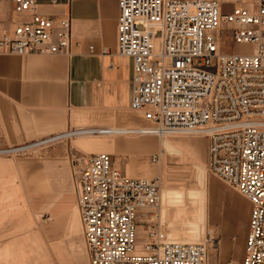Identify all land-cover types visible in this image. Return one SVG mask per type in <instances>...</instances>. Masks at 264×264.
<instances>
[{
  "label": "built area",
  "instance_id": "1",
  "mask_svg": "<svg viewBox=\"0 0 264 264\" xmlns=\"http://www.w3.org/2000/svg\"><path fill=\"white\" fill-rule=\"evenodd\" d=\"M231 1L239 7L228 12L222 0H118L115 54L132 62L130 110L147 126L67 129L0 155L76 133L201 136L209 173L249 203L243 255L224 264H264V0ZM36 5L11 0L10 12L29 18L0 21V54L71 55L79 45L71 19L39 14ZM224 38L247 52H224ZM70 173L89 264H209V249L218 247L209 234L198 243L163 242L152 229L135 249L139 212L159 205L158 180L127 176L108 153L72 155Z\"/></svg>",
  "mask_w": 264,
  "mask_h": 264
},
{
  "label": "crops",
  "instance_id": "2",
  "mask_svg": "<svg viewBox=\"0 0 264 264\" xmlns=\"http://www.w3.org/2000/svg\"><path fill=\"white\" fill-rule=\"evenodd\" d=\"M117 2L58 0L51 4L47 0H37V13L50 18L71 19L73 42L79 45L72 46L69 56L0 54V148L27 145L71 128L123 127L136 124L141 119L140 114L130 110L132 62L127 57L115 54ZM10 10L11 0H0L1 22L29 18V15L14 14ZM89 46L93 47L92 53L88 51ZM102 49L109 54L103 55ZM166 143L161 141L159 144L162 154L178 152L174 145L165 148ZM188 143L197 145L199 142ZM63 149L62 145L51 146L46 151L44 162L43 175L50 180V192L58 194L54 214L67 212L73 202L71 173L62 156ZM179 192L165 190L161 194V202H183V193ZM33 193L35 191L29 192L26 187L19 186L11 199L0 201V248L5 246V241L17 228L27 222L24 234L29 233L25 235L29 240L24 241L22 237H16L20 235L13 233V249H18L22 242L35 245V241H38L52 264H64L61 259H67V262L70 259L68 250L75 234H72L70 227L78 221H45L38 228L37 221H34L38 206ZM187 197L192 198L188 193ZM19 201L33 221H15L12 210L20 205ZM141 215L142 211L137 217L140 221ZM185 228L186 234H190L186 240L200 241L199 221L193 225L192 221L186 220ZM202 228L201 241L205 235V224ZM231 237L236 239L226 230L223 250L219 253L221 264L232 260L229 251ZM180 238L168 234L161 241ZM238 243L241 250L234 260H240L243 255L244 242ZM76 246L79 247V244ZM75 254L73 256L78 259V256H82L81 253ZM0 264L16 262L1 259Z\"/></svg>",
  "mask_w": 264,
  "mask_h": 264
},
{
  "label": "rangeland",
  "instance_id": "3",
  "mask_svg": "<svg viewBox=\"0 0 264 264\" xmlns=\"http://www.w3.org/2000/svg\"><path fill=\"white\" fill-rule=\"evenodd\" d=\"M222 1L225 10L228 12L235 7H239L238 2ZM223 29L225 30V28ZM221 48L228 53L247 52V49L233 45L228 38L223 39ZM128 126L145 127L147 125L139 119L136 124ZM163 140L167 142L165 148L174 145L178 152L172 155L162 154L159 144ZM195 141L199 143L197 145L188 143ZM53 145L64 147L62 156L68 163L69 170L70 160L74 154L89 156L94 153H108L111 155L114 165L127 176L158 180L160 197L165 190H175L180 191L179 194L183 193L184 198L181 203L159 202L157 207L142 211V221L138 219L136 221L138 226L135 249L144 247L147 234L152 229L159 231L161 239H164L168 234L173 238L177 235L181 236L179 240H162L164 242H189L186 240L190 237V234H186L185 221H192L193 225L199 221L200 241L193 240L189 243L203 242L201 241V235L203 224H205L204 232L207 233L206 235L209 234L218 241L217 248L209 249V264H217V261L218 264L222 263L219 253L223 250V237L226 230L230 231L236 238L233 240L231 237L229 240V251L232 254L231 261L236 262L239 260L234 259L241 250L238 242H244L246 235L249 203L231 186L209 173L207 170V141L205 138L201 136L155 137L147 135L138 137L116 136L113 138L83 136L63 139L11 156L0 155V201L11 199L15 195L16 189L23 186L29 192L35 191L33 194L38 206V213L34 221H37L38 228H41L45 221H78L76 224L72 223L70 227L72 234L75 233L73 238L76 242L74 240L70 241V250H68L70 259L67 262V259L62 258L61 261L64 264L89 263L82 240L72 178L70 179L73 196L72 206L67 212L54 214V204L58 194L50 192V180L43 175L45 156H47L46 151ZM134 146H136L135 150ZM103 150H109L112 153ZM154 155L159 158V162H153ZM187 193L192 198L187 197ZM19 203L20 205L12 210L15 221H33L25 210L23 203L21 201ZM0 216H2V213H0ZM26 225L27 222L23 223L13 232L15 235H20L16 237H22L24 241L29 240L28 236H25L29 233L24 234ZM13 233L11 238L5 241V246L0 248V260L15 261L16 264H52L38 241H35V245L22 242L18 249H13V246H11L14 242L12 240L15 239ZM77 241L79 247L76 246L78 245ZM78 248H80V251H78ZM79 253L82 254V256H78L79 259L77 256H73ZM75 258L78 260H75Z\"/></svg>",
  "mask_w": 264,
  "mask_h": 264
},
{
  "label": "bare ground",
  "instance_id": "4",
  "mask_svg": "<svg viewBox=\"0 0 264 264\" xmlns=\"http://www.w3.org/2000/svg\"><path fill=\"white\" fill-rule=\"evenodd\" d=\"M139 114V113H138ZM80 129H85V128H80ZM79 132V131H78ZM83 136H89V135H84L83 133H76V134H74V136L73 137H83ZM147 136H150V135H147ZM164 141V140H163ZM160 142V141H159ZM161 198V197H160ZM161 202V201H160ZM206 234L207 233H205V235H204V238L206 237ZM204 240V239H203Z\"/></svg>",
  "mask_w": 264,
  "mask_h": 264
}]
</instances>
